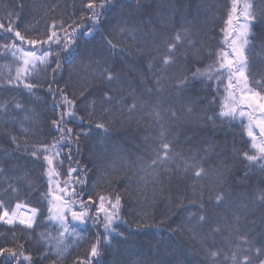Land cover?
I'll use <instances>...</instances> for the list:
<instances>
[{
    "label": "trees",
    "instance_id": "16d2710c",
    "mask_svg": "<svg viewBox=\"0 0 264 264\" xmlns=\"http://www.w3.org/2000/svg\"><path fill=\"white\" fill-rule=\"evenodd\" d=\"M87 2L88 0H0V23L7 27L9 14H14L13 22L25 36V42L17 40L16 43L25 52L33 50V46L26 43L28 39L44 41L52 31H56L61 38L59 46L55 41L43 46L36 45L40 49L38 55L45 51L51 53L47 65L37 62L34 70L27 76L22 72L19 79L16 78L17 70L24 67L21 60L23 53L17 52L15 57L11 53L0 54V167L3 168L0 172V198L7 200L12 196L10 192H5L12 185L19 189V194L18 198L11 199L10 212L17 203L27 205V208H21L38 209L32 229H27L20 223L6 225L0 222V233L8 234L9 246H13L11 233L14 232L16 243L23 245L20 250L32 255V264H86L89 261L90 264H113L117 259L121 264H158L162 258L169 259L168 248L175 249L179 245V250L196 264H211V261H205L203 252L197 255L191 250H199L200 243L189 239L187 233L176 237L169 231L188 212L197 210L187 203L194 183L191 172L185 174L182 166L177 170L179 161L168 166L170 173L160 170L159 178L154 179L155 174L151 169L145 170L146 165L154 158L160 130L159 124L148 113L153 101L163 99L166 101L163 107H172L179 117L175 122L167 118L163 121L164 126L170 129V138H177L174 151L186 158L195 156L204 161L206 169L211 170L207 179L195 183L209 185L219 177L225 180L224 190L230 192L229 202L216 209L211 223L197 229L203 247L220 250L227 255L236 250L237 246L241 249L259 247L264 243V205L258 199L264 195V161L253 163L242 158L244 152L256 154L246 133L247 117L243 123L238 113L235 119L217 118L221 111L239 108V89L235 93L237 102L233 103L227 73L220 78L222 83H218L213 74L211 80L198 78V82H191L189 90L184 91L172 87L174 81L171 79L174 75L179 77L181 74L191 77V73L197 69L203 72L217 61L216 54L230 51L221 30L226 28L225 21L232 0H131L130 4L113 0L116 8L104 13L108 19L92 37L82 34L92 26L91 21L86 19L90 13L84 10ZM95 2L99 4L100 0ZM245 2L253 3L257 10L264 8V0H238V11ZM138 3L143 5L139 9L136 8ZM81 16L85 19L80 20ZM61 21L64 22L63 28H52L53 22L59 24ZM74 21H79L80 28L75 33L70 52L58 57L61 67L54 72L56 53L64 46L65 31L71 32L69 25H73ZM125 21H128L127 25ZM28 26L35 30L25 31ZM123 27H138L135 39L127 34L120 35L119 28ZM110 28L115 31L110 33ZM184 30H187L188 35L182 37L184 42L177 48V63L161 71L162 65L158 58L165 52L163 48L156 51V46ZM250 32L252 34L248 39L253 47L246 49L249 67L257 80L264 79V19L252 25ZM105 36L126 51L111 53L104 42ZM230 39L229 37V43ZM188 41L194 42L195 46L190 47ZM11 42L10 39L0 40V43ZM137 49L145 52L150 49L151 55L138 56ZM93 50L103 54L109 63H115L118 69L124 67L126 70L128 65H133L138 70V75H125L124 79H132L133 83L123 84V91L113 93L116 101L112 105H103L104 108L112 109L103 120L91 119L88 116L91 109L85 110L89 102L99 100L101 89L99 79L92 75L95 65L89 66L92 60L101 58L99 55L89 57L88 53ZM209 52L214 55H208ZM154 58L155 66L149 70L148 63ZM215 67L219 65L216 64ZM157 76L162 78L164 91L150 95L147 89L157 88ZM9 79L13 80L12 84H8ZM26 84L33 86L31 91ZM110 87L118 89L120 86L113 84ZM132 89L136 90L137 97L148 102L147 107H138L134 112L127 110V106L133 102L130 94ZM61 90L68 100L76 101L77 114L84 116L85 120L83 124L77 121L67 125L74 130L71 148L61 146L53 149L50 146L60 137V133L52 126V121L63 111L57 107L62 101ZM81 92H85L88 97L86 101L81 102ZM121 98L123 106L118 103ZM17 104L21 107L17 108ZM187 107L193 109L191 113L185 110ZM242 110L249 111L247 108ZM101 112V105L97 103L96 117ZM209 117L214 119L210 120ZM100 122H110L107 133L96 128V124ZM22 128L29 129V134L25 135ZM81 130L89 131L90 135L80 136L77 144L75 133ZM254 132L259 141L258 129H254ZM9 134L18 138L16 143L10 140ZM42 145L49 146V151L38 152L39 159L32 157L31 152ZM70 150L71 159L67 156ZM54 152H59L60 155L54 156L53 164L49 166L43 157L53 155ZM50 168L54 171L51 178L48 175ZM69 168L77 171L69 176ZM85 168L88 170L86 173L79 170ZM222 168L227 171L221 172ZM77 180L83 183L78 185L75 183ZM65 181L69 182V189L74 188L76 192L92 195L97 204L99 196L114 198L115 195H120V216L127 223L119 221L118 231L123 232L127 240L113 236L112 247H106L101 228L93 227L91 220L84 224L73 221L70 212L65 213L68 222V230L65 232L55 219L57 207H62L55 197L69 199L60 191L66 187ZM87 195L72 199L77 202L80 199L86 201ZM181 198H186L184 207L187 211L182 212L176 207ZM73 210L81 211L78 206H74ZM89 211L94 215L95 207ZM141 213L147 214L144 221L146 226L138 229L136 222L140 220ZM236 215L240 217L238 223L235 221ZM217 224L221 226V231L210 234V229ZM61 232H64L63 237ZM98 236L102 241L99 246L101 256L93 259L90 257L91 245ZM240 237H246L250 244H244ZM165 242L168 248L165 247ZM2 243L5 241L0 237V244ZM58 244L66 249L63 256L56 254Z\"/></svg>",
    "mask_w": 264,
    "mask_h": 264
},
{
    "label": "snow or ice",
    "instance_id": "6c2138e0",
    "mask_svg": "<svg viewBox=\"0 0 264 264\" xmlns=\"http://www.w3.org/2000/svg\"><path fill=\"white\" fill-rule=\"evenodd\" d=\"M122 3H131V0H121ZM238 0H232L231 9L227 15L226 28L222 29V33L225 35V43L227 44L230 51L228 52H220L217 55V61L214 62V65H209L208 69L201 72L200 69H197L195 72L191 73V77L183 76L182 74L177 77L173 76L171 79L174 81L172 87L177 90H189L191 82H198V78L207 80H211L213 74L217 77V82L222 83L223 74L227 73L228 76V88L231 89L230 97L232 98V102H237V97L235 95L236 90L239 89V108H228L227 110L221 111L219 117L223 119H235L237 113L241 117V123H243L244 118L247 117L248 123L246 126V133L248 138L252 141L251 147L255 150V155H249L248 152L243 153V159L253 162L260 163V161H264V79L257 80L255 78V74H253L249 67V55L246 54V49H251L253 45H251L248 37L252 34L250 32L251 26L254 25L258 20L264 19V8L256 9L255 5L250 2H245L243 4L242 9L238 11L237 8ZM142 4H137L136 8L139 9L142 7ZM23 7V5H20ZM116 8V3L113 0H100V3L97 4L95 0H88L87 4L84 6V10L89 12L90 15L86 17V19L91 21L92 26L88 28L86 33H82L85 37H92L95 35L96 31L100 30V26L105 23L108 19L104 13L112 11ZM14 14H9L8 24L5 27L4 23H0V40H11V43H0V54L11 53L12 56H16L17 52L23 53L21 57L22 63L24 65L23 69L17 70V79L21 77V73L27 76L31 70H34L37 67V62L39 64L47 65L48 57L51 55L50 52H43L42 55H38L37 53L40 51L39 48H36V45L43 46L46 43L55 41L57 46L61 44V38L57 35L56 31H52L50 35H48L47 40L40 39H28L26 43L28 45L33 46L32 51H27L20 47L19 44L16 43L17 40L21 42H25V36L21 34V31L17 30L13 17ZM80 20L85 19V17L81 16ZM125 25L128 24V21L124 22ZM135 24L136 22L133 21ZM63 28L64 22L61 21L59 24L53 22L52 28ZM71 28V32L65 31L63 44L64 46L60 49V52L56 53L55 58H57L56 68L53 71H57L61 65L59 63L58 57L61 54H68L71 50V46L74 43V36L77 30L80 28L79 21H74L73 25H69ZM34 27L28 26L25 31H34ZM115 29H109V32H114ZM139 32L138 27L128 28L123 27L119 28V34L125 35L127 34L130 38L135 39L137 33ZM188 35L187 30L183 32H178L174 38L170 40H164L160 45L156 46V51H160L163 48L165 54L159 57V62L162 65L161 71H165L167 68L172 67L177 63V48L181 43L184 42L182 37H186ZM230 39V43L228 42V38ZM104 42L107 44L108 49L113 54H119L120 52H125L126 50L121 48L118 43H114L113 40L108 39L106 36L104 37ZM190 47H194V42L188 41ZM89 57L99 55L101 58L92 60L90 63V67L92 64L95 65L93 68L92 75L94 78L99 79L101 83V89L99 92V100H92L86 107V111H88V116L91 119H99L103 120L104 116H107L111 112V108H104L103 105H112L114 101H116V97L113 95L115 91H123V84L131 85L133 83L132 79H124L127 73H132L134 75H138V70L133 65H128L126 70L124 67L117 68L115 63H109L107 58L103 57V54L97 53L95 50L88 53ZM137 55H151V50L149 49L145 52L143 49H137ZM208 55H214V53L209 52ZM231 56V58H229ZM218 64L219 67H215ZM50 66V65H48ZM155 66V58L148 63V69L151 70ZM214 69V71H213ZM251 76V79L249 78ZM141 80L143 81V77L141 76ZM162 78L157 76L155 81L157 88L156 89H147V92L152 94H159L164 91V86L161 83ZM13 80L9 79L8 84H12ZM116 84L120 86L118 89H113L110 87L111 85ZM29 91L32 89L31 84L25 85ZM86 91V90H85ZM136 90H131V95L133 97V102L127 106V110L129 112H134L138 107L144 108L148 106V102L143 101L142 97H137L135 95ZM62 101L57 104V107L63 109V111L59 112L57 115V119L52 121V126L56 131L60 133L59 140L54 142L50 147L55 149L61 146H68L71 148V144L73 143V128L68 127V124L76 123L77 121L80 124H83L85 117L79 116L76 111V101L68 100L66 96L63 95V91L61 90ZM80 97L82 101H86L88 97L85 95V92L80 93ZM97 103L101 105L102 112L99 117H96L95 108ZM118 103L123 106V98L118 101ZM166 103L163 99L153 101L152 109L148 113V115L155 120L159 126L160 130L156 139L157 147L154 149V158L151 159V162L146 165L145 170L151 169L155 174V178H159L160 170L164 172H171V169L168 167L170 164H173L179 161L177 165V170L181 169L185 174L191 172L194 183L192 185V193L191 198L187 199V203L189 205H193L196 207V211L188 212L187 216L181 220L179 224H177L174 228H171L169 231L172 236L182 237L186 233L189 236V239L196 243H200L201 247L199 250L196 248H192L191 250L199 255L200 252H203L205 261H211V264H264V243H262L259 247H246L241 249L237 246L236 250L232 251L230 255L223 253L220 250H211L203 247L202 238H199V233L197 229L203 228L205 224H210L213 217L216 215V209L221 208L222 206H226L229 202L230 192L224 190L223 185L225 180L222 178H217L209 185L205 184H197L195 181H199L202 179H207L210 176L211 170L206 169L203 164L204 161L198 160L195 156L184 157L181 153L174 151V145L177 142L176 137L170 138V129L164 126L163 121L167 118L169 121L175 122L179 119L177 115V111L172 107L164 108L163 105ZM2 107V106H0ZM17 108H20L21 105L17 104ZM247 108L249 111L245 112L242 109ZM188 113L192 112L191 107H187L185 109ZM257 114H259L257 116ZM208 119H214L213 117H209ZM110 122H100L96 124L97 129H103L105 133L108 131V126ZM254 129H258L259 132V141L257 140V135L254 132ZM25 135L29 134V129L22 128L21 129ZM90 135L89 131L81 130L75 133V142L78 144L80 136H88ZM10 140L13 143L17 142V137L15 135H11ZM19 147V145H17ZM79 149H77L78 151ZM48 152L49 146L42 145L39 148L34 149L31 152V156L39 159L38 152ZM71 150L67 154L68 158L71 159ZM59 152H54L53 155H45L43 160L47 162L49 166L53 164V157L59 156ZM62 164V161L60 162ZM80 171L87 172L88 170L79 169ZM3 171V168L0 167V172ZM77 171V169L69 168L68 175L71 176L73 172ZM227 171L226 168H222L221 172ZM54 174V171L50 168L48 171V175L51 178ZM58 175V173H55ZM247 175V174H245ZM76 184H82V181H75ZM68 181H65L66 187L60 189L62 193L69 197L68 200H64L63 196H57L55 199L61 202L62 207H57V215L55 217L57 223L64 228L65 232H67V219L66 212L71 213V217L73 221H78L80 224L86 223L88 220L92 221L93 227L101 228L104 232L103 236V244L106 247H112L111 238L113 236H118L121 239L127 240V237L123 232L118 231L119 221H123V223H127L126 220L120 216V212L122 209L121 197L120 195H115L114 198L99 196V203L93 199L92 195H87V193H79L76 192L74 188H68ZM6 193H11L12 196H9L7 200L0 198V222L6 225H15L17 219H19V223L24 225L27 229H32L33 220L35 214L38 212V209H31L32 215H29L25 218H20L18 216V211L21 207L27 208V205H21L17 203L15 208L9 211V206L11 203V199L13 197L18 198L19 189L9 185L7 189H5ZM207 193V194H206ZM83 195H87V200L80 199L78 202L73 200L72 197H80ZM184 199L181 198L180 202L177 203L176 207L179 208L182 212L187 211V208L184 207ZM259 202L264 205V195H261L259 198ZM74 206H78L81 211L77 212L74 209ZM56 207V205H54ZM95 207V214H91L89 209ZM246 208V206H243ZM51 212L52 209L50 208ZM147 218L146 213L140 214V220L136 222V228L145 227L144 221ZM240 217L238 215L235 216V221L238 223ZM163 223V221L161 222ZM188 225H191L189 227ZM158 227V225H157ZM221 231V226L217 224L216 227L210 229L211 233H219ZM61 237H63L64 232L60 233ZM12 240L11 244L13 246H9L8 243V234L0 233V237H3L5 243L0 244V264H32V255L25 254L24 251L20 249L23 248L22 244H17L15 240V233H11ZM244 244L248 245L250 242L246 237H240ZM101 238L98 236L96 241L91 245L90 257L95 259L101 256L100 245ZM57 247V255L63 256L66 249L61 247L59 244ZM165 247L168 248L167 243L165 242ZM167 255L169 259H161L158 261V264H196L195 261L190 259L183 251L179 250V245L175 249L168 248ZM223 258V259H221ZM86 264H90L86 262ZM113 264H121L120 260H114Z\"/></svg>",
    "mask_w": 264,
    "mask_h": 264
},
{
    "label": "bare ground",
    "instance_id": "6f19581e",
    "mask_svg": "<svg viewBox=\"0 0 264 264\" xmlns=\"http://www.w3.org/2000/svg\"><path fill=\"white\" fill-rule=\"evenodd\" d=\"M18 216H19L20 218H25V217L28 216V211H27L26 209L21 208V209H19V211H18ZM16 223H19V222H16Z\"/></svg>",
    "mask_w": 264,
    "mask_h": 264
},
{
    "label": "rangeland",
    "instance_id": "374dc122",
    "mask_svg": "<svg viewBox=\"0 0 264 264\" xmlns=\"http://www.w3.org/2000/svg\"><path fill=\"white\" fill-rule=\"evenodd\" d=\"M27 211H28V216H29V215H32V213H31L30 209H27ZM16 222H19V219H17V221H16Z\"/></svg>",
    "mask_w": 264,
    "mask_h": 264
}]
</instances>
